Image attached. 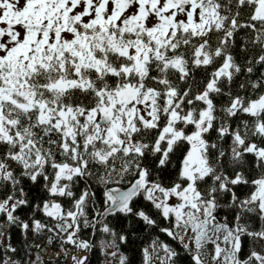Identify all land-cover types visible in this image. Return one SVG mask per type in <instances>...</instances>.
Listing matches in <instances>:
<instances>
[{
  "label": "snow or ice",
  "instance_id": "obj_1",
  "mask_svg": "<svg viewBox=\"0 0 264 264\" xmlns=\"http://www.w3.org/2000/svg\"><path fill=\"white\" fill-rule=\"evenodd\" d=\"M121 218L264 264V0H0V264H133Z\"/></svg>",
  "mask_w": 264,
  "mask_h": 264
},
{
  "label": "trees",
  "instance_id": "obj_2",
  "mask_svg": "<svg viewBox=\"0 0 264 264\" xmlns=\"http://www.w3.org/2000/svg\"><path fill=\"white\" fill-rule=\"evenodd\" d=\"M117 226L118 230L123 228L126 233L130 234L129 243L124 247V251L126 255L132 259L133 264H139L141 249L142 247L147 246V243L149 242L148 232L144 230L142 223H138L132 227H129L127 221H125L123 218L117 222ZM49 248L54 249L53 246H49ZM181 257H183V264H188L187 256L183 252H181ZM48 259L49 258H46L45 260ZM92 260L93 264H103V257H101L98 252L93 254ZM67 262L68 261H65V264H67Z\"/></svg>",
  "mask_w": 264,
  "mask_h": 264
},
{
  "label": "rangeland",
  "instance_id": "obj_3",
  "mask_svg": "<svg viewBox=\"0 0 264 264\" xmlns=\"http://www.w3.org/2000/svg\"><path fill=\"white\" fill-rule=\"evenodd\" d=\"M41 256L44 257V259L46 258H50V257H53L56 255V251L54 249H51L49 247H47L44 251H41ZM71 254H74V255H79V253H71ZM67 264H70V257H69V260L67 262Z\"/></svg>",
  "mask_w": 264,
  "mask_h": 264
}]
</instances>
